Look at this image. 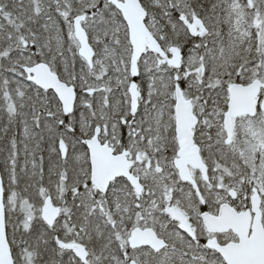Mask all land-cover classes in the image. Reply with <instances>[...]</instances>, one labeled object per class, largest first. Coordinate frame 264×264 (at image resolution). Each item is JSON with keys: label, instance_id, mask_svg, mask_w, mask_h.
I'll use <instances>...</instances> for the list:
<instances>
[{"label": "snow or ice", "instance_id": "obj_1", "mask_svg": "<svg viewBox=\"0 0 264 264\" xmlns=\"http://www.w3.org/2000/svg\"><path fill=\"white\" fill-rule=\"evenodd\" d=\"M0 264H264V0H0Z\"/></svg>", "mask_w": 264, "mask_h": 264}]
</instances>
